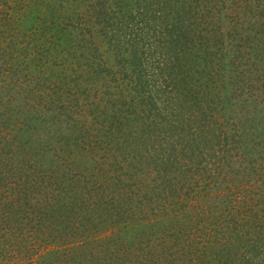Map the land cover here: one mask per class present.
<instances>
[{
  "label": "rangeland",
  "instance_id": "374dc122",
  "mask_svg": "<svg viewBox=\"0 0 264 264\" xmlns=\"http://www.w3.org/2000/svg\"><path fill=\"white\" fill-rule=\"evenodd\" d=\"M1 41L7 79L29 101L49 84L56 105L3 181L20 183L0 264H264V0H0ZM44 41L59 46L41 65ZM2 133L6 150L22 134ZM76 203L91 228L68 237Z\"/></svg>",
  "mask_w": 264,
  "mask_h": 264
},
{
  "label": "trees",
  "instance_id": "16d2710c",
  "mask_svg": "<svg viewBox=\"0 0 264 264\" xmlns=\"http://www.w3.org/2000/svg\"><path fill=\"white\" fill-rule=\"evenodd\" d=\"M48 25H49V22H48ZM57 39H58L57 41H59L60 43H61V41H63L62 40L63 38L61 39V37H59ZM66 43H67V40H66ZM15 46H16L15 51H18L19 48L20 49H22V48L25 49V47H23V45L21 46V44H18V45H15ZM52 46L53 47H56V46L58 47L59 43L57 44L55 41H49V42L44 41L42 43V47L48 53H45V55H42V58L40 59L41 60V65H44L45 62L49 61V59L51 58V56H52L51 51H53V47ZM6 50H7V47H6L5 43H2V41H1L0 42V52H1L0 60H2L3 63H2V65H0V82L2 81L3 84L5 85L4 86L5 90H9V91L10 90H13V91L15 90L16 95L15 96L7 95L6 98H5V103H3L6 106H3V108L2 107L0 108V133L2 131H4V130L12 131V129H13V130H16L17 133L21 132L22 134L19 135V136L13 134L14 136L12 137V141L9 143V149H7L8 151L6 150V142L3 141L4 135L7 136V134H4V133L0 134V168H1L0 170L7 171L6 175H8V176H6V175L1 176L0 175V185H4V186H0V210L1 211L3 209L4 210L7 209V207H5V206H7V203L4 201V199L7 197L10 200H14L12 198L13 194L19 193V188L17 186H19L18 184L20 182L19 183H13L14 182L13 180H11V182H7V183L3 182V181H10L9 178H11L10 176H12V175L16 176V178H18V181H19L20 178L17 177V175H18V171L22 170V167L20 169V168H17V166H16V164L19 163V161H18L19 160L18 152H20V150L26 148V150L27 149L28 150L25 153H30L31 155L32 154L36 155V153H37V151L32 152L33 146H34V145L31 144L32 142L24 141L23 140L24 138L22 139L23 134L28 132V131H30L31 129H33V131H36V129L38 128L37 121L43 122L45 120V118H47V114L45 113V109L43 110L42 108H40L41 105H44V108H45V104H47L48 102H53V103L55 102L56 103V101H55L56 96L54 95L55 93H53L54 91H52V88H51V86H49V84H47V88H45L46 95L48 96V99L46 101H43V98L46 97V96L42 95L43 91H41V90H39L37 92H32L31 91V94H35L34 98L37 101V104L34 103L35 102L34 98L31 101H29L28 99H25V97L22 95V92H23V90L25 88V87L23 88V85L25 86V84H27V82L25 83L24 80L23 79L22 80L19 79V77H16L13 80L12 79L11 80L7 79V77H9L12 74V71H14L15 69H19V68H18V65L16 66L15 63L12 62L13 58H15V56H16L15 53L12 54V55L9 54V55H11V56H9V59H8V56L6 57V59H5V57H1ZM15 51H12V52H15ZM37 51L41 52L39 49H37ZM37 51L35 49L32 50L33 53L37 52ZM30 67H31V65L27 66V68L29 69V72H30ZM49 68H50V70H53V66H49ZM32 76H33V74L30 73V79L28 80L29 83H31V81H34V79H31ZM50 79H51V76H50ZM56 93H57V91H56ZM60 94H62V93L59 92V96H60ZM54 96H55V98H54ZM17 98H18V103L16 105V103H14V102H16ZM55 107H54V113H55V109H56ZM59 112H61V110ZM2 121H4L3 124L1 123ZM26 130H28V131H26ZM58 135H61V133L60 134L58 133ZM16 138L18 139L19 143L15 142ZM37 139L42 142V146H43V140L44 141L48 140L47 138L43 139V136H38ZM31 157H29V160L31 159ZM35 164H36V160H32L31 161V165H28V167H27L28 169H26V170L30 171L32 169V167L35 166ZM51 168L52 167L50 166L48 168V170L51 169ZM46 170H47L46 167L43 166V174H45ZM0 172H2V174H3V171H0ZM262 184H264V179H263V183ZM67 188H69V187L66 184V191H64L62 189V192H64V196L65 197L68 194ZM65 192H66V194H65ZM41 201H43V199H41ZM78 201H82V200L79 199ZM74 202H76V201H74ZM80 204H85V203L82 202ZM58 205H59L58 206V210L59 209H63L64 210L63 213H65L66 211H71V209L73 208L70 204H68V203L65 204L64 201L63 202L60 201V203H58ZM76 205H77V208H75V211H77L80 215H78L75 219H73V221H74L73 222V228L77 229V230L73 231L72 233H68V237H70V236L73 237V236H75V234L79 235V230L78 229H79V225L82 224V223H83V225L85 226V228L87 230L91 228L90 224H87V221H91V220L89 218H88V220L85 218L86 216H85L84 208L81 205H79L78 203H76ZM31 207L33 208V206H31ZM49 207L52 210L53 209L57 210V207H55V199H54V202H52V204L50 202ZM39 208H41V207H39ZM180 208H181V206H180ZM256 208H258V204L255 203V202H252V204L250 206V218L255 221L256 226L258 227V229H260L263 226L264 219H263L262 215H258L256 217H254V215H252V212L255 211ZM46 210L48 211L47 208H46ZM12 211H13L12 215H18L16 213V211H17L16 209H13ZM54 213L56 215V211H54ZM5 215H6V213H5ZM8 215H11V214L9 213ZM58 215L61 217L62 214L61 213L59 214V212H58ZM60 217H58V219ZM63 219H64V217H63ZM82 220H85L86 222L82 221ZM88 231H90V230H88ZM178 234L181 235L180 237H178L179 240L188 239V236L185 235L184 231L183 232L180 231V232H178ZM149 239H153V238L148 237L145 240V242L148 241ZM151 246H153V244ZM142 247H147V246L143 245ZM69 252H71V251H69ZM202 252H204V251H202ZM73 253H75V251H72L70 254H73ZM110 254H111L110 256H112L113 261H110L109 264H130V263H132V262L125 261L123 259V256H121V254H123L122 252L119 253L120 255L116 254L114 252H111ZM154 254L155 253L153 252L151 257L156 256ZM75 258H77V256H75ZM143 259H145V260L140 261V263L141 262H142V264L148 263L147 256H144ZM161 259L162 258L155 257L156 263H157V261L160 262ZM74 262H75V260H74ZM133 264H135L134 260H133Z\"/></svg>",
  "mask_w": 264,
  "mask_h": 264
}]
</instances>
